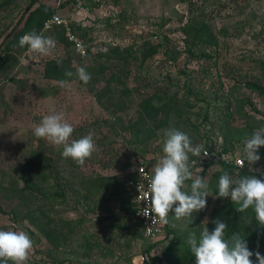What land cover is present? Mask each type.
Instances as JSON below:
<instances>
[{"label":"rangeland","instance_id":"1","mask_svg":"<svg viewBox=\"0 0 264 264\" xmlns=\"http://www.w3.org/2000/svg\"><path fill=\"white\" fill-rule=\"evenodd\" d=\"M51 9L52 0H0V230L28 233L26 264H135L145 250L155 255L148 264H195L187 239L194 232L199 240L217 219L228 226L225 239L239 232L255 242L248 209L240 213L230 197L215 198L221 175H247L189 163L212 195L191 218L169 212L156 242L142 234L125 184L138 162L152 168L164 155L169 129L188 134L193 146L228 147L244 157L246 138L264 126V94L248 84L264 87V0H67L60 14L86 55L64 26L38 28ZM32 31L57 41L52 56L18 46ZM78 67L91 75L87 84L75 75ZM66 71L74 75L65 78ZM53 112L74 126L70 139L93 133L95 151L84 166L34 136ZM257 155L254 165L245 162L250 175L264 176V146ZM25 175L40 192L21 191ZM192 182L182 191L190 194Z\"/></svg>","mask_w":264,"mask_h":264},{"label":"clouds","instance_id":"2","mask_svg":"<svg viewBox=\"0 0 264 264\" xmlns=\"http://www.w3.org/2000/svg\"><path fill=\"white\" fill-rule=\"evenodd\" d=\"M20 48L27 47V54H38L43 57L52 56L57 48V41L52 37H45L32 31L20 37ZM61 62L57 61L59 65ZM71 71H66L65 76L72 77ZM75 75L84 84H87L91 75L84 67H78ZM62 87H71L68 80L60 81ZM74 126L68 122L63 112H53L43 116L38 125L34 126L33 133L37 138L45 139L55 146H62L63 158H71L76 164L84 166L95 151L93 133L79 139H70ZM264 146V126L256 129L245 140L243 149L244 157L237 158L239 167L254 165L261 157L258 150ZM164 155L152 167V175L148 179L147 191L144 185H138L137 198L147 201V206L138 213L152 219V224L157 218L167 224L169 212H174L177 220L191 218L193 212L206 208L207 197L210 194L207 178L196 175L189 167V153L200 156L202 146H193L188 134L169 129L165 132L163 142ZM208 152H204L207 156ZM135 170V169H133ZM140 173L143 168L139 169ZM199 172V169L196 170ZM256 172V169H252ZM192 180L190 194L182 191L185 182ZM216 199L231 198L236 205V210L244 213L250 207L254 209L255 219L264 225V180L256 175H247L233 179L228 173L220 176L217 185ZM175 206V207H174ZM154 214V216H153ZM215 228L209 231L205 227L197 240L193 232L187 239L191 254L195 257V264H253L251 259L256 257L258 264H264V255L259 251L253 253L239 232L231 234L225 239L227 224L220 219L214 221ZM150 231V227L147 228ZM33 249L31 237L22 230H0V264H26Z\"/></svg>","mask_w":264,"mask_h":264},{"label":"built area","instance_id":"3","mask_svg":"<svg viewBox=\"0 0 264 264\" xmlns=\"http://www.w3.org/2000/svg\"><path fill=\"white\" fill-rule=\"evenodd\" d=\"M67 0H52L53 7L55 8V12L44 21V27L50 28L53 26H64L66 28V34L69 36V39L74 42L76 48L81 52L82 55H86V47L82 40L71 34L70 21L68 17L60 14V11L63 9ZM2 81L0 79V86ZM207 151L208 155L204 156V152ZM243 158V155L236 151L235 149H223L222 147H205L203 148L200 156L193 158L191 160V164L199 169H203L206 166L212 167L214 165H222L232 169L234 175H238L242 168H247V164L245 162L244 167H239L236 163L237 158ZM143 168V171L140 173L139 169ZM152 175V168L147 166L144 162H138L135 175L130 177L126 186L132 190L133 192V206H134V216L137 217L142 223V233L144 237L153 242L158 241L163 234L165 233V223L161 222L157 218V222L153 225L152 219L149 217H145L140 215L138 212L147 206V201H142V199L137 198L139 196L138 185L141 183L144 185L145 191H147L148 187V179ZM154 216V214H153ZM150 227V231L147 229ZM150 251V250H149ZM149 251H142L135 260V264H148L150 262V254ZM152 254V253H151Z\"/></svg>","mask_w":264,"mask_h":264},{"label":"trees","instance_id":"4","mask_svg":"<svg viewBox=\"0 0 264 264\" xmlns=\"http://www.w3.org/2000/svg\"><path fill=\"white\" fill-rule=\"evenodd\" d=\"M185 1H187V2H191V0H185ZM55 12V8L54 9H51V11H50V13H54ZM51 14V15H52ZM44 18H47L48 16H49V12L48 11H46L44 14H41ZM50 15V16H51ZM46 16V17H45ZM44 18H41V19H44ZM49 18V17H48ZM41 19H39V20H41ZM45 20V19H44ZM44 20H41L40 22H39V24H38V28H41L42 27V25H43V23H44ZM193 29H192V26H190V27H188V29H187V32L188 33H191V31H192ZM263 63H264V61H263ZM61 64V63H60ZM54 66H52V67H49L48 68V72L51 70V71H53L54 70ZM68 68H69V66H68ZM59 69H61L60 67H59ZM58 72H59V70H58ZM90 72V71H89ZM64 73V72H63ZM91 73V72H90ZM59 75H61V73L59 72ZM65 75V74H64ZM62 77V76H61ZM60 78V77H59ZM65 78H66V76H65ZM95 80H96V78H94ZM250 86H253V87H255V88H259V92L260 93H262V94H264V87H261L260 85H258V84H256V83H248ZM223 149H231V148H228V147H222ZM44 159H46V157L45 156H42ZM191 160L192 159H190L189 160V163L191 162ZM46 164L47 165H49V162L46 160ZM191 164V163H190ZM207 168H208V166H206L205 168H203L202 169V171H204V170H207ZM224 168L225 169H227L228 170V172L232 175L233 174V171H232V169H230V168H228V167H225L224 166ZM38 172V171H37ZM135 175V173L132 175V176H134ZM243 175H250L249 174V171H248V168H242L241 170H240V172L238 173V175H235L236 177H242ZM258 178H263L264 179V176L263 175H261V174H255ZM23 182H24V184H23V186H22V188H21V191L22 192H26V193H28V194H32L34 191H37V192H40V188H38V187H36V182L34 181V179H32V178H30V176H28V175H25L24 177H23ZM125 186H126V184H125ZM126 188H127V190H128V192L130 193V195H131V197H133V192H132V190L131 189H129L127 186H126ZM133 202V201H132ZM248 211H249V214H250V216L251 217H253L254 218V221H255V229H256V234L255 235H253V233L252 234H250L249 235V237H253V238H256L255 240V242L254 241H252V239H249L248 240V246H249V248L250 247H253V246H259V245H261V249L259 250V252L261 253V255H264V225H260L258 222H257V220L255 219V212H254V209L253 208H249L248 209ZM42 213H44L43 211H41ZM134 212V206H133V209H132V213ZM29 216V218H32V216H30V215H28ZM133 216H134V213H133ZM135 217V216H134ZM136 219H138L137 217H135ZM139 220V219H138ZM140 221V220H139ZM36 223L40 226V230H41V232H45L46 234H47V236H49L50 237V232L48 231V229H47V223H45V224H43V223H41V219H40V217H39V219H37L36 220ZM140 224H141V226H142V223H141V221H140ZM143 234V233H142ZM261 238V240H259ZM154 258H155V255H151L150 256V260L152 261V262H154ZM253 259H254V262L255 263H257L258 264V262L256 261V257H255V255H253Z\"/></svg>","mask_w":264,"mask_h":264},{"label":"crops","instance_id":"5","mask_svg":"<svg viewBox=\"0 0 264 264\" xmlns=\"http://www.w3.org/2000/svg\"><path fill=\"white\" fill-rule=\"evenodd\" d=\"M53 3V2H52Z\"/></svg>","mask_w":264,"mask_h":264}]
</instances>
